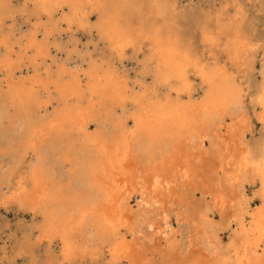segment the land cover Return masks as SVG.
Here are the masks:
<instances>
[{"label": "bare ground", "instance_id": "6f19581e", "mask_svg": "<svg viewBox=\"0 0 264 264\" xmlns=\"http://www.w3.org/2000/svg\"><path fill=\"white\" fill-rule=\"evenodd\" d=\"M29 1L44 10L67 7L69 12L62 19L68 25L74 17L83 27L93 26L91 11H82L81 0ZM85 3L99 12L95 28L114 49L124 50L133 43V36L115 17H105L106 0ZM37 38L31 34L27 40L24 53L34 51L28 64L13 58L0 40L7 51L0 65L7 86L4 91L0 88V135L8 146L14 143L21 152L18 163H24L37 143L54 130L51 135H56V143L46 142L54 155L46 162L48 170L69 166L64 174L70 179L67 189L63 184L56 186L58 182L55 188L53 183L47 188L38 160L27 165L37 192L24 197L43 201L48 209L42 239L48 243L58 239L62 255L72 259L87 253L88 243L102 237V243H107L102 247H107L114 264H227V251H233L235 264H264V142L261 155L254 159L246 148V131L252 125L243 110L245 94L235 76L221 65L202 66L177 39L156 28L146 38L156 60V82L166 89L165 95H129L128 86L111 69L89 67L83 79L77 69L63 64L53 78L42 77L35 60L47 52ZM237 41L229 45L233 60L240 59L245 50ZM195 76L205 86L199 100L194 99L191 84ZM50 85L60 107L53 106L54 116L46 119L51 121L49 133L40 121L52 104L41 93L51 92ZM85 95L88 102L81 106ZM73 100H77L74 105L70 104ZM256 102L262 110L257 118L264 125V85L258 88ZM127 103L137 106L130 121L123 120L117 110ZM5 120L7 126H3ZM255 178L260 182L262 202L248 224L242 214L251 204L244 195L247 183ZM134 198L135 209L130 204ZM229 210L238 212L234 218L238 227L223 253L218 223ZM85 235L90 239L84 244ZM152 240L157 242L152 244Z\"/></svg>", "mask_w": 264, "mask_h": 264}, {"label": "rangeland", "instance_id": "374dc122", "mask_svg": "<svg viewBox=\"0 0 264 264\" xmlns=\"http://www.w3.org/2000/svg\"><path fill=\"white\" fill-rule=\"evenodd\" d=\"M81 1L82 11L85 13L91 11L89 16L93 26L90 29L80 25V21L74 17L71 25H68L62 19L64 14L69 12L67 7L63 10L53 8L44 10L40 4L29 0H0V40L12 51L13 58L21 60V64H28L34 51L28 50L25 54L24 50L31 34H35L47 52L44 58L39 56L35 60L38 64L36 71L41 72L42 77L53 78L56 68L63 64L68 69H77L83 79H86L84 73L89 67L94 66L100 71L111 69L119 79L121 78V83L128 86L129 95L136 96L146 92L150 97L157 98L163 97L166 89L156 82V60L153 58L152 44L146 37L152 30L160 29L177 39L184 51L199 58L202 66L211 68L221 65L235 76L245 94L243 110L252 125V128H247L246 131V148L254 159L261 155L264 125L257 118L262 110L257 105L256 94L258 88L264 85V0H106L105 17L106 15L115 17L122 29L133 36V43L127 45L124 50L114 49L100 29L95 28L99 12L92 11L85 0ZM233 39L238 40L237 44L245 48L238 60L232 59L233 52L229 45ZM4 44H0V65L4 64L6 59L7 51ZM0 76V88L4 91L7 88L5 70L0 71ZM191 84L194 99L199 100L205 86L196 76L192 77ZM49 90L51 92L48 94L41 92L43 98L52 100L49 106L51 109L43 114V120L40 121L42 122L40 127H43L44 131L48 130V124L51 122L49 120L54 116L56 109L53 106L60 107L52 85ZM85 96L79 101L81 106L87 104H84V101L88 102L89 97ZM73 102L76 104L77 100L71 101L70 104L74 105ZM117 110L123 120L130 121L137 106L134 103H127L123 110L120 108ZM7 125L8 120H5L3 126ZM92 127L95 129L96 125L93 124ZM51 130H48L49 133ZM51 134L47 135L45 142L37 143L36 149L30 152L24 163H18L21 152L15 149L14 143L8 146L0 135V264H114L107 247H102L105 243H102V237L88 243L87 253L79 254L72 259L62 255V245L58 239H53L51 243L42 239L47 230L44 211L48 209L45 208L46 204L43 201H33L24 197L25 193L37 192L32 181V172L29 173L30 168L27 165L37 160L42 164V173L45 172L42 176L47 179L45 180L47 188L58 182L55 183L56 186L63 184L69 189L70 180L64 175L69 168L68 165H63L61 169L55 167L52 171L48 170L49 157L54 158L49 147L57 141L56 135L54 137ZM46 142L50 146L46 145ZM40 157H43L42 160ZM260 190L258 178L252 183H247V192L244 196L251 207L242 215L248 224L262 202ZM130 202L133 209L138 207L136 198ZM238 215L236 210H229L219 220V246L224 248L223 253L226 252V246L238 227L234 221ZM215 218L218 220L219 216ZM184 231L185 229L182 233ZM128 237L131 238L130 234ZM89 239L85 235L83 243ZM142 241L140 238V242ZM156 242L157 240L150 241L152 244ZM163 243L161 245H164ZM225 255L229 258L227 264H235L234 258L231 257L233 251H227Z\"/></svg>", "mask_w": 264, "mask_h": 264}]
</instances>
